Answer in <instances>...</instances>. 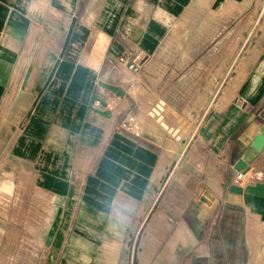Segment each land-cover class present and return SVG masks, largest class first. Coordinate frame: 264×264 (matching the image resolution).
I'll list each match as a JSON object with an SVG mask.
<instances>
[{
  "label": "crops",
  "instance_id": "0c3cea01",
  "mask_svg": "<svg viewBox=\"0 0 264 264\" xmlns=\"http://www.w3.org/2000/svg\"><path fill=\"white\" fill-rule=\"evenodd\" d=\"M190 4L0 0V264H264L261 33L215 119V192L189 203L196 190L187 183L156 205L161 149L141 118L155 99L150 63L135 73L116 56H153ZM250 146L258 152L238 171ZM147 204L165 236L130 252Z\"/></svg>",
  "mask_w": 264,
  "mask_h": 264
},
{
  "label": "rangeland",
  "instance_id": "374dc122",
  "mask_svg": "<svg viewBox=\"0 0 264 264\" xmlns=\"http://www.w3.org/2000/svg\"><path fill=\"white\" fill-rule=\"evenodd\" d=\"M259 34L264 37V0H191L169 25L154 55L144 59L150 63L148 78L153 80L155 99L143 108L141 118L147 120L161 149L156 205L166 190L177 194L183 187L188 190L187 183L189 191L196 190L189 203L204 191L215 192L220 177L215 119L245 77V63L258 56L250 46L255 41L259 45ZM146 207L133 224L130 252L139 253L141 246H133L136 241L165 236L160 220L153 223L151 206Z\"/></svg>",
  "mask_w": 264,
  "mask_h": 264
},
{
  "label": "built area",
  "instance_id": "2783aa9c",
  "mask_svg": "<svg viewBox=\"0 0 264 264\" xmlns=\"http://www.w3.org/2000/svg\"><path fill=\"white\" fill-rule=\"evenodd\" d=\"M142 58L143 57L140 56L139 51L128 50L117 54L116 62L121 66L129 69L130 71L138 73L142 71L144 68L145 62ZM131 121H132L131 118L125 119L124 127L127 128V130L129 131H133L132 126L130 125ZM242 178H243V173L238 172L235 176V182L242 180Z\"/></svg>",
  "mask_w": 264,
  "mask_h": 264
},
{
  "label": "water",
  "instance_id": "95a60500",
  "mask_svg": "<svg viewBox=\"0 0 264 264\" xmlns=\"http://www.w3.org/2000/svg\"><path fill=\"white\" fill-rule=\"evenodd\" d=\"M257 149L254 148L253 146H250L246 152L244 153V155L242 156V160H240L236 166V169L238 171H240L245 164L250 163V161L253 160L254 156L257 154Z\"/></svg>",
  "mask_w": 264,
  "mask_h": 264
},
{
  "label": "bare ground",
  "instance_id": "6f19581e",
  "mask_svg": "<svg viewBox=\"0 0 264 264\" xmlns=\"http://www.w3.org/2000/svg\"><path fill=\"white\" fill-rule=\"evenodd\" d=\"M236 1V0H234ZM216 2V1H215ZM215 4V3H214ZM204 203L208 204L209 202L206 200V198L204 199Z\"/></svg>",
  "mask_w": 264,
  "mask_h": 264
}]
</instances>
